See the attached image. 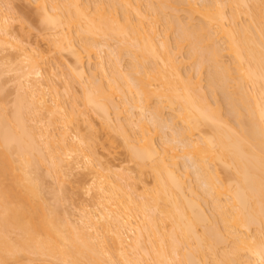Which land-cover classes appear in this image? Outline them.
<instances>
[{
  "label": "bare ground",
  "instance_id": "6f19581e",
  "mask_svg": "<svg viewBox=\"0 0 264 264\" xmlns=\"http://www.w3.org/2000/svg\"><path fill=\"white\" fill-rule=\"evenodd\" d=\"M92 1L35 0L45 24L42 27H48L44 38L48 51L41 48L38 39L32 43L18 38L13 18L7 15L9 10L0 16V47L4 50V45H11L19 62L28 61L29 67L22 75L25 84L21 83L23 94L17 96L18 104L15 102L18 106L11 117L9 113L2 115L5 108L0 113V264L33 263V255L72 264H210L209 252L217 264H264V0H182L187 12L191 11L187 13L183 7L184 14L198 16L197 21L187 17L189 23L166 17L171 8L179 13L177 5L174 9L168 0H100L94 7ZM160 19L167 24L166 31L178 32L176 45L170 43L169 32L168 37L162 36L165 32L161 34L158 28ZM184 46L191 47L188 57L182 55ZM53 49L72 57L64 66L68 72L61 69L59 73L57 66H48V76L43 77L41 61L48 65L46 53L51 50L48 55L52 54ZM93 52L101 59L97 62L100 75L97 69L85 66L86 57L88 64L93 60ZM123 55L134 63L130 70L125 68L128 71L121 69ZM189 57L197 59V71L200 65L204 67L198 76L190 70L183 73V58ZM224 57L230 58L232 66L225 65ZM205 68L210 96L203 93ZM69 72L80 81H68ZM58 82L67 91L65 95L75 91L74 97L78 92L74 83L81 82L82 104L78 105L83 109L79 113L72 111L77 101L67 110ZM219 89L233 105L226 116L233 114L234 121L221 112L224 103L216 101ZM209 97L216 99L212 100L216 106ZM24 102L26 112L22 111ZM77 106L73 109L78 110ZM90 108L104 120V132L123 138L139 167L138 174L150 168L152 187L139 175L137 180L133 178L129 168L122 167L117 173L97 159L90 140L101 131L90 118L86 130H90L89 136L90 132L94 135L91 139L75 122L78 114L83 119ZM112 108L119 116L124 108L138 110L140 116L136 121L131 115L127 122L116 123ZM165 109L170 111L167 117ZM36 116L45 124L39 133L37 126L33 133V125H27ZM56 123L62 126L58 139L56 130L49 129ZM166 127L174 137L172 134L157 143L160 128ZM70 131L77 141L68 142ZM75 153L76 164L70 165ZM40 154L45 160L50 158L55 176L58 173L56 177L62 179L59 183L65 175L82 169L97 179L88 190L89 194L94 192L95 202L82 207L81 224L74 222L70 213L60 217L57 210H47L45 201H40L41 179L33 177ZM179 159L188 165L182 163L183 167ZM64 167L70 172L65 174ZM191 174L200 182L199 187L193 184ZM207 211L214 221L209 218L210 225L207 222L205 229H199ZM223 244L230 249L224 246L222 253L219 246Z\"/></svg>",
  "mask_w": 264,
  "mask_h": 264
},
{
  "label": "rangeland",
  "instance_id": "374dc122",
  "mask_svg": "<svg viewBox=\"0 0 264 264\" xmlns=\"http://www.w3.org/2000/svg\"><path fill=\"white\" fill-rule=\"evenodd\" d=\"M98 1L100 2V0H93L92 1V6H93V4L94 5H96L97 3H98ZM105 1V0H104ZM107 1V0H106ZM169 1V2H168ZM167 2L169 3V5H172L173 4V6H174V9H176L177 7H178V9L177 10H179V13H181L182 12V10L184 9V10H186V12H187V9L188 8H185V7H188L187 5L184 7V5H182V0H179V1H181V2H179L178 0H168ZM178 1V2H177ZM197 1H199V0H197ZM94 2H97L96 4L94 3ZM144 2H145V0H144ZM174 2V3H173ZM175 2H177V3H175ZM200 2V1H199ZM198 2V3H199ZM201 2H202V0H201ZM200 2V3H201ZM146 3V2H145ZM144 3V4H145ZM167 3V4H168ZM171 3V4H170ZM181 3V5L179 6L178 4H180ZM175 4L177 5L176 6V8H175ZM186 4V3H185ZM106 5H107V2H106ZM105 5V6H106ZM12 8H11V7ZM108 6L109 5H107L106 7L108 8ZM145 6V5H144ZM168 6V5H167ZM7 7V8H6ZM8 7H10L11 8V10H10V8H8ZM94 7V6H93ZM170 7H172V6H169V8ZM180 7V8H179ZM184 7V8H183ZM167 8V7H166ZM165 8V9H166ZM183 8V9H182ZM5 9H7V10H5ZM168 9V8H167ZM173 8H171V10H169L168 9V11H166V12H168L167 14H170V15H167L166 14V17H170L169 19H179V18H182L184 21L187 19V17L188 16H186L184 13H185V11L183 10V12L181 13V14H179V13H177L175 10H174V12H176V13H174L173 12V10H172ZM9 10V11H8ZM181 10V11H180ZM8 11V12H7ZM39 9L37 8V4L35 3V0H0V16H1V14H3V13H8L7 15H9V16H11V18H13L11 21H13L12 22V24H14L13 25V27L15 26L16 27V32H17V36H18V38L20 39V40H25L26 42H27V40L29 41V42H32L33 43V41H35V40H37V41H39L40 40V45L42 46L41 48H44L43 50L44 51H48V50H46V49H49L50 47H48L47 48V46H49V45H47V43H48V41H46L44 38L46 37V35L45 34H47L49 31H48V27L47 26H45L47 29H45V28H43L42 26H44V25H42V21H41V18H40V16H39ZM10 12V13H9ZM188 12H189V10H188ZM187 12V13H188ZM191 12V11H190ZM189 12V13H190ZM172 13V14H171ZM186 13V14H187ZM179 14V15H178ZM191 14V13H190ZM189 14V15H190ZM241 15H243L244 17H245V19H246V15H244V14H241ZM240 15V20H241V18H243V16H241ZM173 16V17H172ZM175 16V17H174ZM191 16V15H190ZM190 16L188 17V18H190ZM165 17V16H164ZM163 17V18H164ZM165 17V19H167ZM179 17V18H178ZM193 17L194 18H192V16H191V20H193V19H195L196 20V18H198V16L196 17V14H194L193 15ZM244 18L242 19L243 21L245 20ZM198 20V19H197ZM196 20V21H197ZM240 20H238V21H240ZM241 20V21H242ZM160 23H159V25H158V28H159V30H161V34L163 33V32H165V33H163V37H165V35H167V37H168V34L166 33V32H169V37L168 38H170V43H172V44H174V45H176L175 43H176V41L178 40V38H176V37H178L176 34L178 33L177 31H175L174 29L172 30L171 28V30L170 29H168L167 31L165 30V29H167V27H166V23L164 24V19H160ZM166 21V20H165ZM187 21V23H189V21L190 20H186ZM195 21V22H196ZM192 22V21H191ZM190 22V23H191ZM194 22V21H193ZM192 22V23H193ZM194 22V23H195ZM245 22V21H244ZM197 23V22H196ZM241 23V22H240ZM14 27V28H15ZM163 31V32H162ZM174 31V32H173ZM177 32V33H176ZM45 36H44V35ZM49 37V36H48ZM43 38V39H42ZM47 38V37H46ZM177 39V40H176ZM45 40V41H44ZM175 40V41H174ZM222 42V41H221ZM49 44V43H48ZM1 45H3L2 43H0V46ZM7 45V47L4 45L3 46V48H4V50H2V48L0 47V71H1V77H0V113H3L4 111V109L3 108H5V111L6 112H4L2 115H9L10 113H12L13 112V109L16 107V106H18V105H16L15 104V102L18 100V102H19V99H18V97L19 96H22V92H23V89H22V87H21V83H23V84H25V80H24V78L22 77V75L24 74V72H27L28 70H29V67H28V64H27V62L28 61H23V63H20L19 62V58H17L16 56H18L17 55V51L15 50V48L13 49L12 47H11V45L9 46V44H6ZM185 45H188V44H186L185 43ZM11 47V49H9ZM189 48V49H188ZM210 48V47H209ZM209 48H207V49H209ZM52 50V49H51ZM51 50L49 51V52H51ZM190 50H191V47L189 46H184V49L182 50L183 51V53H182V55L184 54L185 55V57H188V52H190ZM48 52V53H49ZM53 52H54V49H53ZM52 52V54H49L48 55V53H46L47 54V56H48V58H46L45 60L46 61H48L47 63H48V65H46L45 63V65L43 64V62L41 61V63H42V65H41V68L43 69L42 71H43V77H47L48 75V73H47V71H46V69L48 68V66L50 67V66H52V67H54V68H56V66H57V68L59 69L58 71H59V73L61 72V69L62 70H64L65 71V74L68 72V71H66V69L67 68H65L64 66H66V64L69 62V61H71V58L72 57H70L69 55L70 54H66L65 52V54L63 53V55L60 53V52H54L53 53ZM61 55H60V54ZM94 53H96V52H93L92 54L93 55H91V58L93 59V60H91L90 61V64H88L89 63V60H87L88 58L86 57V59H85V66H86V68H88L89 69V67H90V69H97L98 68V63L100 62V58H99V55L97 56V53L96 54H94ZM124 54H126L125 52H124ZM181 55V56H182ZM67 56V57H66ZM97 56V57H96ZM125 56V58L121 61V69H123V70H126V69H131L129 66H132V64H134V63H132L133 61L130 59V56H128V55H123V57ZM189 56H190V53H189ZM19 57V56H18ZM64 57H65V59H64ZM184 57V56H183ZM227 57V56H226ZM8 58V59H7ZM11 58V60L12 61H9V59ZM21 58V57H20ZM70 58V59H69ZM13 59H14V61H13ZM22 59V58H21ZM66 59H68V61L66 60ZM100 59V60H99ZM191 59H193V58H191ZM190 59V57L189 58H183V60H185L184 61V64H182L183 66H182V70L184 71L183 73H185L186 71H189V73H191V75H193V74H195V76L197 75L198 76V71L200 70V69H203V68H201V65H200V69L197 71V69H198V66H197V64H196V61H197V59L196 58H194L193 60H191ZM230 58L228 57V58H225L224 57V60L226 61H224L226 64L225 65H227V63L229 64L230 62V60H229ZM59 60L60 61H62L63 63H64V65H62L61 66V64L60 65H58L59 63H61V62H59ZM65 60V61H64ZM98 60V61H97ZM199 61V60H198ZM58 62V63H57ZM67 62V63H66ZM98 62V63H97ZM70 63V62H69ZM130 65H129V64ZM197 63H199V62H197ZM232 63V62H231ZM196 64V65H195ZM95 65V66H94ZM97 65V66H96ZM232 66V64H229V66ZM58 66H61V67H58ZM128 66V67H127ZM197 68H196V67ZM127 67V68H126ZM126 68V69H125ZM57 70V69H56ZM191 70H192V72H191ZM57 71V72H58ZM100 71V70H99ZM99 71H98V69L96 70V72H97V74H99L100 75V73H99ZM126 71H128V70H126ZM203 72H205V73H202V84H203V93L205 92L206 93V95H208V96H210V86L209 87H206V84L208 85L209 84V82L207 83V72H206V68L204 69V70H202ZM69 74H71L70 72H69ZM69 74H67V77H68V81H69V78H71V76H74V74L72 73L70 76H69ZM210 74V69H209V73H208V75ZM195 76H194V79H195ZM210 76V75H209ZM33 77H35V76H33ZM64 77V76H63ZM42 77H40V79H41ZM73 78V77H72ZM71 78V80H72V84H73V82L75 81V82H78V81H80L78 78V81H77V79H76V77H74L73 79ZM44 80V79H43ZM207 80V81H206ZM106 81V80H105ZM204 82V83H203ZM59 84V88H62L63 87V85H62V83L61 82H58ZM61 83V84H60ZM80 84H81V82H79ZM105 83H107V82H105ZM232 83H234V82H232ZM20 84V85H19ZM80 84H77V83H74V85L76 86V88H75V86L73 85V87L75 88H73L74 90H77L76 92H77V95H75V97H74V93H75V91H73V92H71V93H69V95H65V94H67V91H65L64 90V88H62L61 90H59V92H61L60 94H61V99L63 100L64 98V100H63V102H64V104L65 105H67L66 106V108H67V110H69V108H70V106H71V104H72V101L74 102V101H77V102H79V103H77V102H74L75 104H72V111H74V113L76 112V114L77 113H79L78 111L79 110H81V109H83V107H82V105H78V104H80L81 102H82V100L81 101H79L80 99H82V98H80L81 96H80V91H81V89H82V84L80 85ZM62 85V86H61ZM231 86H232V84H230ZM18 86H20L19 88H18ZM23 86V85H22ZM231 86H229V87H231ZM78 88V89H77ZM20 89V90H19ZM209 89V91L208 92H206L207 90ZM229 89V88H228ZM234 89V87L232 86L231 88H230V90L232 91ZM18 90L20 91L19 93H18ZM205 90V91H204ZM64 91V92H63ZM72 91V90H71ZM82 92V91H81ZM221 90L219 89V91H218V93L216 94V96L218 95V94H220V97L216 100V99H212L211 97H209V99H210V101H211V103H213V101L214 100H216V101H221V103H224V104H221L220 106H222L223 107V109L224 110H222L221 112L223 113V115L225 114V116H226V114H227V111H233V105H232V103L230 104V102H229V100L227 99V97L224 95V94H222L223 92H221ZM230 92V91H229ZM233 92L234 91H232L231 92V94L233 95ZM19 94H21V95H19ZM64 94V95H63ZM222 94V95H221ZM230 94V95H231ZM19 95V96H18ZM82 95V94H81ZM231 95V96H232ZM235 95V96H234ZM233 95V97H234V99H236L238 96H237V94H234ZM18 96V97H17ZM69 96V97H68ZM76 96H78L79 98L77 99V97ZM211 96H213V95H211ZM237 96V97H236ZM51 96H48L47 98H50ZM70 97H72V98H70ZM20 98V97H19ZM226 98V99H225ZM232 98V97H231ZM75 99H77V100H75ZM224 99H225V102H224ZM118 100V102H121V99H117ZM120 100V101H119ZM213 100V101H212ZM18 102H16L17 104H18ZM215 102V101H214ZM217 103L216 102V104H220V103ZM228 102H229V104H228ZM67 103V104H66ZM77 103V104H76ZM25 104V102L23 103V106H22V111L24 110L25 112H26V110H25V108H26V106L24 105ZM82 104V103H81ZM121 104H122V102H121ZM226 104V105H225ZM73 105H75V107L73 106ZM78 105V106H77ZM216 106L214 103L212 104V106ZM15 106V107H14ZM76 106L77 107H79V109L77 110V109H73V107L74 108H76ZM230 106H232L231 108H230ZM24 107V108H23ZM222 107H220V108H222ZM81 108V109H80ZM71 109V108H70ZM15 110V109H14ZM87 110V109H86ZM113 110V111H112ZM167 109H165V112H166V117L167 116H169L170 115V111L169 110H167ZM70 111V110H69ZM72 111H71V113H72ZM111 112V117L113 118V120H114V122H116V120L118 121V120H122L121 122L123 123L124 121H126L127 122V120H129L130 118H128V116L130 117L131 115V118L132 119H135V121L137 120V117H139L140 116V114H139V112H138V110L136 111L135 109L134 110H126L125 108L123 109V111L124 112H121L120 114V116L119 115H117L118 113H117V111L115 110V109H111L110 110ZM114 111H116V113L114 112ZM127 112H129L128 114H127ZM131 112V113H130ZM168 112V113H167ZM9 113V114H8ZM127 115H126V114ZM133 113V114H132ZM229 113V112H228ZM116 114V115H115ZM130 114V115H129ZM169 114V115H168ZM235 114V113H234ZM73 115H75V114H73ZM81 115V113L80 114H78V117L79 118H75V119H78L77 121H75L76 122V124L78 123V124H81V126L83 127H81L80 128V130L83 132V130H84V134H85V132L87 133V135H88V137L89 138H93V137H91V136H94V135H92L91 134V132H90V136H89V131L88 130H86L87 129V124H88V121H90V118L93 120V123L94 124H96V127H97V129H99L101 132H100V135L98 134V136H94L95 138L94 139H92V141H94V140H96L97 139V141H94V142H92L91 140H90V144L92 145L91 146V149L92 150H94L95 152H97V159H101L103 162L105 161V163H107L110 167H111V169L113 170V169H115L116 171L115 172H117L118 173V171H122L121 170V168L122 167H124V168H122V169H126V168H129L131 171H128V170H126V172L128 171V172H130L132 175V177L133 178H135L136 180H137V175H139L140 177H142V179H140V180H143V178L145 179V181L144 182H146L147 181V183L148 184H146V185H149V187L151 186L152 187V184H153V174L151 173L150 174V168H149V170H147V171H149V173L146 171V173H145V171H144V173H143V175H142V173H141V175L140 174H138V172L140 173V171H139V167H138V165H137V163L133 160L132 161V158H131V154H130V150H128V148L125 146V143H124V141H122L123 140V138H121V136L118 134V133H113V132H108L110 135H112V136H110V138H109V136H107V135H109L108 133H106V131L104 132V130H107V128L105 127V124H103V121H102V119H101V117H99V115L98 114H96L95 112H93L92 110H91V108L90 109H88V111L85 113V115H83L84 116V118L82 119V116H80ZM133 115L135 116V117H133ZM139 115V116H138ZM230 116L232 115V116H234L233 114H229ZM10 117H11V114L9 115ZM47 116H48V114H47ZM86 116V117H85ZM115 116H117L118 118H116ZM224 116V117H225ZM231 116V118H232V120L234 121V119H233V117ZM45 118H46V116H44ZM44 117H43V119H44ZM48 117H50V116H48ZM47 117V118H48ZM76 117V116H75ZM81 117V118H80ZM89 117V118H88ZM121 117V118H120ZM227 118H229V119H231L230 117H228V116H226ZM35 118V117H34ZM33 118V120H32V118H31V122L30 123H28L27 122V125H28V127H29V125H31L30 127L31 128H33L34 127V130L32 129V131H33V133H34V131H37L38 130V128L39 127H41L42 128V126H44L45 127V124H43L42 122L41 123H39L38 122V119H39V121L41 120L40 118L41 117H37L36 116V118L34 119ZM46 118V119H47ZM51 118V117H50ZM46 119L45 120H43V122L44 123H46L47 121H46ZM88 119V120H87ZM11 120V119H10ZM35 120V121H34ZM37 120V121H36ZM52 120V119H51ZM83 120H85L84 121V123L87 121V123H86V125L82 122ZM124 120V121H123ZM46 121V122H45ZM53 121V120H52ZM79 121V122H78ZM50 122V121H49ZM49 122H47L48 124H46V125H49ZM52 123V122H51ZM83 123V124H82ZM116 123H120V122H116ZM115 123V124H116ZM234 123V122H233ZM41 124H42V126H41ZM32 125H33V127H32ZM52 126H53V124H51ZM50 125V126H51ZM59 124H57L56 123V125L54 124V126L53 127H50L49 126V129H52V131L54 132V130H56L55 131V135H56V137L55 138H59V133H60V131L62 130L61 129V124L59 125V127L60 128H56L57 126H58ZM38 128H37V127ZM56 126V127H55ZM80 126V125H79ZM150 126L152 127L153 125L150 123ZM106 129H105V128ZM61 129V130H60ZM86 130V131H85ZM98 130V131H99ZM29 131H30V129H29ZM31 131V132H32ZM39 131H40V128H39V130H38V133H39ZM57 131H58V133H57ZM81 133V132H80ZM83 133H82V135H83ZM159 135H157L156 137H157V139H156V137H155V139L157 140V143H163V142H165L166 141V139H167V137H171V135L174 133H172V130H170V129H168L167 127L166 128H162V130H161V128H160V130H159ZM57 134H58V136H57ZM105 134V135H104ZM35 135H36V132H35ZM86 135V136H87ZM120 136V137H119ZM97 137V138H96ZM172 137H174V134L172 135ZM57 138V139H58ZM164 139H165V141H164ZM171 139V138H170ZM170 139H168L169 141H170ZM41 140H44V138H41ZM171 140H173V139H171ZM74 141H77L76 140V138H74V136H73V134L71 133V131H70V133H69V135H68V142L69 143H71V142H74ZM42 142V141H41ZM40 142V143H41ZM96 142V143H95ZM173 142V141H172ZM93 143V144H92ZM43 144V143H42ZM42 144H41V147H42ZM176 144V143H175ZM45 145H43V147H44ZM93 147V148H92ZM44 149V148H43ZM90 149H88V151H89ZM46 149H45V151L43 152L44 154H45V156L47 155L46 153ZM44 154H40L41 156H40V158H39V160L42 158H44L45 156H44ZM62 154V153H61ZM76 154V153H75ZM73 154V159L71 158L70 159V162L72 161V163L70 164V165H75L76 164V162L75 161H77V159H78V155L76 154ZM44 156V157H43ZM62 156H63V154H62ZM37 157H39V155H37ZM36 156H35V158L36 159H38ZM46 157H48V156H46ZM45 157V158H46ZM64 157H66V156H64ZM63 157V158H64ZM15 158H17V156H15ZM45 158L42 160L41 159V162L38 160V162H40V164H38V166H34L35 168H37V169H34L33 170V177H37V178H39V179H41V180H39V182L41 183L40 184V187H41V192H40V194H41V196H40V201H45V206L47 207V210L49 209L50 210V207H51V210L53 209V211L55 212L56 210V212H57V215L60 213V217H62L64 214H65V212H67L69 215H70V217H71V215H72V220L74 221H76V223H80L81 224V221H80V216L82 217V214H83V212H82V210H83V208H85V205L86 204H88L89 205V203L90 204H92L93 202H95V198H94V196H93V194H94V192H93V194L91 195V194H89L88 193V190L91 188V187H93L92 185H94L93 183V180H96L97 181V179H94L95 177L93 176V175H91V174H89V170H83L82 169V172L81 171H78L79 173H73V175H69L70 173V171H68L67 172V169H66V167H67V163H66V167H64L66 170H64V172H66L65 174H67V173H69L68 175L70 176H66L65 175V178H64V176L62 177V178H64L63 180L64 181H62V183H63V185H62V183H59L58 181L60 180V179H58L57 177H58V173H57V177L55 176V174H56V172L54 173V171L56 170V169H53L52 170V166L50 165L51 164V161H50V163H49V160L48 159H50V158H48L47 160H45ZM77 158V159H76ZM36 159H35V163L37 162L36 161ZM66 159H67V157H66ZM99 159V160H100ZM179 161H180V159H179ZM69 162V163H70ZM183 162H185L184 160H182V162L180 161V165H182L183 166V164L184 165H188V163L186 162V163H183ZM53 163V162H52ZM183 163V164H182ZM54 164V163H53ZM52 164V165H53ZM68 166L70 169H71V167L72 166ZM181 166V167H182ZM52 167V168H51ZM184 167V166H183ZM63 168V167H62ZM193 168H191V171H194L195 172V170H192ZM146 170V169H145ZM220 170H222V169H220ZM61 171V170H60ZM74 171H76V170H74ZM89 171V172H88ZM64 172H62V173H64ZM81 172V173H80ZM125 172V171H124ZM62 173H59L60 175L62 174ZM120 173V172H119ZM191 173H193V172H191ZM222 173V172H221ZM195 174V173H194ZM194 174H191L192 175V182H193V184H195L197 187H199V185H198V182L197 181H195L196 180V176L194 175ZM224 174V172L221 174V175H223ZM64 175V174H63ZM76 175V176H75ZM62 176V175H61ZM136 176V177H135ZM138 176V177H139ZM93 177V178H92ZM139 177V178H140ZM223 179H224V176H223ZM58 180V181H57ZM62 180V179H61ZM60 180V181H61ZM138 181H139V179H138ZM197 182V183H196ZM200 183V182H199ZM60 185V186H59ZM62 187V188H61ZM91 196H93V198L91 197ZM209 206L210 205H208V208H209ZM83 207V208H82ZM211 208V207H210ZM209 208V209H210ZM208 209V211H210ZM47 210H45V211H47ZM206 210H207V208H206ZM208 211H207V219L206 220H204V223H201V224H199L198 225V227H199V229L200 228H202V227H204L205 225H207L208 223H209V221L210 220H212V218L210 217V213H208ZM213 211V212H212ZM48 212V211H47ZM211 213H214V209L212 208V210L210 211ZM51 213H52V211H51ZM50 213V214H51ZM67 213L64 215L65 217H67L68 215H67ZM82 213V214H81ZM49 214V213H48ZM210 214V215H209ZM67 215V216H66ZM209 216V217H208ZM212 216V215H211ZM209 218H211L210 220H209ZM215 218V217H214ZM60 219V218H59ZM62 220H64V218L62 219ZM77 220H78V222H77ZM208 220V221H207ZM61 221V219L59 220V222ZM74 221V222H75ZM80 221V222H79ZM212 221H214V220H212ZM211 221V222H212ZM215 221H216V219H215ZM208 222V223H207ZM61 223H62V221H61ZM207 223V224H206ZM213 223H215V222H213ZM213 223H211V224H213ZM203 224V225H202ZM202 225V226H201ZM209 225H210V223H209ZM255 228V230H253ZM202 229H205V227L204 228H202ZM252 230L254 231L253 233H255V231H256V227L255 226H253V228H252ZM201 231V230H200ZM131 235V234H130ZM232 241H229V244H228V242L226 243V244H228L229 245V247H231L232 245H230V244H232L231 243ZM148 244V243H147ZM225 246V244H223V246H219L220 248H221V250L219 251V247H218V251L219 252H221L223 249H222V247H224ZM227 247V245L224 247V248H226ZM227 250H229L228 249V247L226 248ZM226 250V251H227ZM219 252H217V253H219ZM212 252H209V258L211 259V257H210V254H211ZM217 253H215V255L217 254ZM222 253H223V251H222ZM221 253V254H222ZM213 254V253H212ZM212 254H211V256H212ZM31 255V254H30ZM215 255H214V257H215ZM219 255H220V253H219ZM32 256V255H31ZM30 256V257H31ZM108 256V255H107ZM110 256V255H109ZM221 256V255H220ZM43 257V256H42ZM213 257V256H212ZM217 258H218V254H217V256H216ZM215 257V258H216ZM32 258H35V260H33V261H35V262H31V263H28V264H34V263H37V264H49L50 263V259H51V262L52 261H54L55 263H60V264H72V263H64V262H60V260L58 261V259L57 258H55V259H57V260H55L54 258H47V257H44V258H47L48 260L46 261L44 258H41V257H38V256H32ZM208 258V262H210V264H217V263H215V261L214 260H212L211 259V261H210V259ZM38 259V260H37ZM40 259H42V261L40 260ZM44 259V260H43ZM37 260V261H36ZM216 260V262H217V259H215ZM44 261V262H43ZM213 261H214V263H213ZM21 262V264H27V263H22V262H24V261H20ZM53 262V263H54ZM151 261H146L145 263L146 264H149ZM15 263V262H14ZM13 262L11 263V264H14ZM19 263V262H18ZM54 263V264H55ZM57 263V264H58ZM144 263V264H145ZM15 264H17V263H15ZM20 264V263H19ZM51 264V263H50ZM209 264V263H208ZM221 264H225V263H221Z\"/></svg>",
  "mask_w": 264,
  "mask_h": 264
}]
</instances>
